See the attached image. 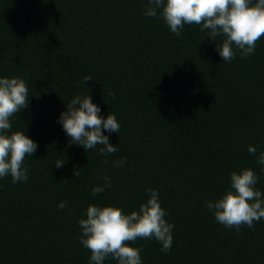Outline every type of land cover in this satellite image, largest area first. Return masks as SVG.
Here are the masks:
<instances>
[{"label":"trees","instance_id":"trees-1","mask_svg":"<svg viewBox=\"0 0 264 264\" xmlns=\"http://www.w3.org/2000/svg\"><path fill=\"white\" fill-rule=\"evenodd\" d=\"M147 0H0V75L23 77L28 106L12 117L38 142L25 157L27 182L0 178V264H88L78 239L89 203L125 211L157 188L175 225L171 251L155 239L141 247L143 264H264V219L236 232L205 206L229 186L240 166L264 172L247 151L264 147V35L256 51L222 60L199 25L181 35L143 14ZM217 41L222 37L217 36ZM85 75L92 80L82 82ZM91 93L121 125L119 151L68 146L57 122L75 94ZM63 167H55L64 159ZM126 158L122 167L113 161ZM75 163L83 167L72 177ZM112 186L93 196L90 186ZM67 198L69 207L58 209ZM105 264H116L109 258Z\"/></svg>","mask_w":264,"mask_h":264},{"label":"clouds","instance_id":"clouds-1","mask_svg":"<svg viewBox=\"0 0 264 264\" xmlns=\"http://www.w3.org/2000/svg\"><path fill=\"white\" fill-rule=\"evenodd\" d=\"M47 2V0H42ZM143 14L162 18L176 35L182 34L185 25H199L201 31L215 42L218 54L224 61L232 60L237 51L244 57L256 51L257 41L264 35V0H147ZM217 36L222 40L217 41ZM92 80L85 75L82 82ZM29 103V87L20 76L0 75V178L11 176L12 182H27L30 169L25 157L36 152L38 142L24 129L13 130L12 117ZM58 116L67 138V145L81 146L84 150H98L107 156L119 151L118 144L110 142L112 133L120 131L114 112L105 115L100 104L90 93L75 94ZM247 151L255 157L260 172H264V147L249 144ZM126 158L114 160L113 166L122 167ZM64 159H57L55 167H63ZM83 167L75 163L72 177H79ZM103 183L90 186L93 196L112 186V178L104 172ZM260 175L250 166L233 169L229 186L216 198L205 200V206L215 220L236 232L246 224L264 219V189L258 187ZM147 197L138 207L125 211L116 204L89 203L78 218L81 245L90 250L88 264H105L113 259L116 264H143L141 247L128 243L137 238L155 239L161 251H171L174 223L167 219V209L161 204L157 188L146 186ZM69 207L67 198L57 203L58 209Z\"/></svg>","mask_w":264,"mask_h":264}]
</instances>
